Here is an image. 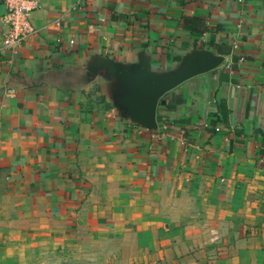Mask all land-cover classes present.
<instances>
[{
  "label": "crops",
  "instance_id": "obj_1",
  "mask_svg": "<svg viewBox=\"0 0 264 264\" xmlns=\"http://www.w3.org/2000/svg\"><path fill=\"white\" fill-rule=\"evenodd\" d=\"M34 1L11 51L0 0V264L65 229L113 264H264V0Z\"/></svg>",
  "mask_w": 264,
  "mask_h": 264
},
{
  "label": "rangeland",
  "instance_id": "obj_2",
  "mask_svg": "<svg viewBox=\"0 0 264 264\" xmlns=\"http://www.w3.org/2000/svg\"><path fill=\"white\" fill-rule=\"evenodd\" d=\"M42 237L33 238L31 245L17 246V257H47L45 264H113L107 262L112 253L111 247L95 245L93 240L86 238L87 234L83 238L79 237V233L65 229L63 233L53 231ZM39 263L33 259L32 264Z\"/></svg>",
  "mask_w": 264,
  "mask_h": 264
},
{
  "label": "built area",
  "instance_id": "obj_3",
  "mask_svg": "<svg viewBox=\"0 0 264 264\" xmlns=\"http://www.w3.org/2000/svg\"><path fill=\"white\" fill-rule=\"evenodd\" d=\"M7 8L5 20L8 24V32L2 41L5 49L14 51L27 39L34 35L35 30L30 23V15L37 8L34 0H1ZM245 3L255 0H235ZM242 58L239 62H242Z\"/></svg>",
  "mask_w": 264,
  "mask_h": 264
},
{
  "label": "water",
  "instance_id": "obj_4",
  "mask_svg": "<svg viewBox=\"0 0 264 264\" xmlns=\"http://www.w3.org/2000/svg\"><path fill=\"white\" fill-rule=\"evenodd\" d=\"M133 84L134 88L145 97L144 114L148 118L152 117L158 98L172 86L170 81H158L150 85L137 84L136 82Z\"/></svg>",
  "mask_w": 264,
  "mask_h": 264
}]
</instances>
